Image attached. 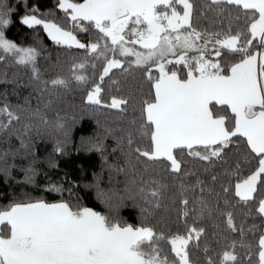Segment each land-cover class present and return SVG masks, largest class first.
I'll return each instance as SVG.
<instances>
[{
	"label": "snow or ice",
	"instance_id": "obj_1",
	"mask_svg": "<svg viewBox=\"0 0 264 264\" xmlns=\"http://www.w3.org/2000/svg\"><path fill=\"white\" fill-rule=\"evenodd\" d=\"M12 11L0 0V61L28 69L38 95L36 106L31 93L22 103H0L9 145L0 151V171L10 177L19 168L22 180L34 183L33 129L39 135L53 124L43 109L74 81L94 108L127 119L85 139L104 167L132 175L118 192L93 174L103 210L56 183L46 187L58 199L13 193L0 204V264H264V0H210L203 8L196 0H56L46 11L34 4L19 17L25 25H42L56 45L82 50L70 57L66 75L51 77L38 66V47L7 37ZM207 11L212 16L202 24ZM54 124L66 129L61 119ZM109 136L123 163L109 160ZM54 151H63L61 140ZM190 160L199 163L189 167ZM129 199L138 203L139 222L120 214ZM166 199L177 206L175 231L166 216L150 219ZM240 205L245 219L237 222ZM217 215L224 227L214 235L225 244L213 253L205 242L201 259L193 249L207 234L203 221L220 228ZM254 215L261 222L246 228Z\"/></svg>",
	"mask_w": 264,
	"mask_h": 264
},
{
	"label": "trees",
	"instance_id": "obj_2",
	"mask_svg": "<svg viewBox=\"0 0 264 264\" xmlns=\"http://www.w3.org/2000/svg\"><path fill=\"white\" fill-rule=\"evenodd\" d=\"M210 0H196L199 8H203ZM12 11V23L6 29L8 38L13 39L17 43L24 45H34L38 47L41 55L38 56V66L45 77H51L58 71H63L65 75L68 71L70 57L79 55L82 50L77 49L74 45L71 50L66 46L56 45L54 41L43 30V26L25 25L19 19L21 15L31 14L30 10L35 4L40 11H46L54 8L56 0H7ZM199 15V13H197ZM212 16L211 11L206 12V17H201L200 22L207 24L208 19ZM55 19L64 23L63 13L57 11ZM38 34V35H37ZM82 37L83 34L79 33ZM90 71V69H89ZM30 71L23 66H18L10 61H0V103L5 98L13 103H22L24 97L31 93V103L33 106L37 104L38 93L33 87L28 85V77ZM14 76L23 80L24 84L14 82ZM137 79H139L137 77ZM128 86L135 87V81L131 78L128 81ZM85 93L82 89L75 86L73 81L69 90H62L59 96H53L52 103L47 109L50 121L53 124L47 128H42L40 134L37 135L33 129L31 135L32 146L36 159L35 167L38 169L34 176V183L22 180L24 172L15 168L12 170V175L6 177L0 171V204L7 203L12 198L13 193H20L22 190L32 193L33 195H42L48 199H58L59 194L53 192L46 187L49 184L56 183L64 186L65 190L72 188L73 197H79L80 201L90 207H95L98 210H103L104 205L97 198L96 188L94 186V173H99L101 183L105 188H112L118 192H123L125 184L129 181L130 172H117L115 169H109L103 166L101 154L98 150L92 148L85 138L93 136L96 131L102 130V126L107 124L109 127L117 128L119 124L126 123L127 119H119V113L116 110L96 109L88 101L84 99ZM48 96L40 100L41 107L47 102ZM132 109L129 108L128 115H131ZM59 113V117H57ZM61 119L66 124L67 138L65 139L64 131L55 127L54 122ZM99 121V124L97 123ZM19 127V125H17ZM117 134L119 131L117 129ZM63 142V151L55 152L54 147L56 140ZM12 146L19 144V138L12 136ZM107 145L106 154L111 162L123 163L122 154L117 151H112V145L115 140L109 136L105 141ZM8 138L6 134L0 133V151L8 147ZM231 151V149H229ZM11 160V156H9ZM17 163H21L20 158H17ZM2 163V162H0ZM197 161H189L188 166L198 165ZM220 170L219 168L217 169ZM111 177V180H109ZM67 197V191L64 192ZM166 207H162L156 211L154 217H150L153 221L161 216H166L172 224L173 231L176 230L175 222L177 220V206L173 205L169 200H165ZM243 205L238 206L236 212L237 222L245 219L242 213ZM120 214L129 222H139V207L138 203L132 200H127L121 207ZM216 222L220 224L217 228L212 218H205L203 226L207 230V234L202 236L200 249H193V254L198 255L203 259L202 249L207 242L215 253L216 250L223 248L225 241L217 239L214 233L222 231L224 225L222 219L217 215ZM261 219L259 215L247 217L245 227L249 223L259 224ZM224 235L230 239H238V233L225 232ZM242 260L248 258L243 255V249H240Z\"/></svg>",
	"mask_w": 264,
	"mask_h": 264
}]
</instances>
